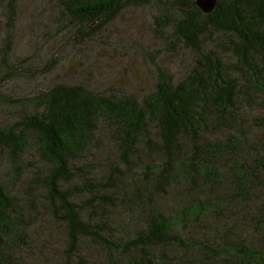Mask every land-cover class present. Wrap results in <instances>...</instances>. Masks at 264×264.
<instances>
[{"label":"trees","instance_id":"1","mask_svg":"<svg viewBox=\"0 0 264 264\" xmlns=\"http://www.w3.org/2000/svg\"><path fill=\"white\" fill-rule=\"evenodd\" d=\"M59 1L79 34L106 27L127 8L158 5L153 32L170 47L194 53L193 66L183 79L171 83L161 73L155 90L139 101L67 85L31 98L5 100L13 106L32 105V114L0 127V149L7 152L9 162L16 163L27 149L30 134L40 159L50 165L40 208L62 224L61 263L91 264L80 251L83 240L100 248L108 264H174L148 251L168 244L183 250L205 249L202 240L182 244L171 234L175 226L222 237L252 229L264 244V131L257 129L264 127V0H219L207 15L195 7L194 0ZM12 15L11 8L8 20H13ZM210 35L223 55L234 58L232 64L215 50L205 49ZM7 54L6 50L1 54V75L23 76L26 70L7 65ZM101 113L118 120L111 135L124 156L136 147L137 136L152 141L154 135L160 142L151 145L159 151L158 161L144 166V186L131 194H101L103 185L99 181L93 185L91 180L99 178L94 175H81L82 181L73 188L62 185L73 181L74 160L88 146ZM181 183L187 186L182 193L188 202L178 211H156L149 198L141 197L146 189L167 196L165 188ZM82 190L92 195L85 206L92 216L81 210V200L75 197ZM106 204L115 209L134 206L127 219L141 217L144 229L126 242L119 236L108 235L110 239L105 233L123 229L119 221L124 214L107 212ZM13 207V197L0 184V264H22L23 245L31 235L27 215ZM243 242L231 248L238 264H264V247L245 248ZM211 254L217 258L227 252Z\"/></svg>","mask_w":264,"mask_h":264},{"label":"rangeland","instance_id":"2","mask_svg":"<svg viewBox=\"0 0 264 264\" xmlns=\"http://www.w3.org/2000/svg\"><path fill=\"white\" fill-rule=\"evenodd\" d=\"M11 8L13 20L10 21ZM158 9V5L127 8L106 27L92 33L85 29L79 34L59 0H0V60L6 50L7 65L26 70L19 78L0 73V127H7L33 113L31 103L13 106L5 100L35 97L56 85L82 86L100 96L139 101L155 90L156 83L162 78L161 73L171 83L183 79L193 66L194 53L182 47H170L164 38L153 32L152 20L159 14ZM213 38L208 37L205 49L215 50L232 64L234 58L223 55L221 49L215 47ZM2 67L0 61V69ZM117 123L114 116L98 115L93 137L80 152L78 160H74L73 181H63L64 188L77 186L82 181L81 175L99 177L91 181L93 185L98 181L103 185L101 194L110 195L116 191V194L128 195L144 186V166L157 162L159 158L158 149L151 145L160 142L154 135H151L152 141H146L144 135L137 136L136 147L124 156L125 153L113 145L111 134ZM257 129L264 131V127ZM28 137L27 149L16 163L9 162L7 152L0 149V184L13 197V208L28 217L26 224L31 235L23 245L22 264H62L65 245L62 224L40 208L46 195L43 179L50 165L40 159L34 136L28 134ZM186 188L182 183L179 187L165 188L167 196L146 189L141 197L149 198L156 211L166 208L178 211L187 206L188 201L182 193ZM81 192L75 197L81 200V210L92 216V211L85 209L86 201L92 195ZM128 207L115 209L106 204L107 212L124 214L119 221L123 229L105 233L107 237L119 236L126 242L144 229L141 217L128 221L130 209L134 206ZM109 223V227H114L111 221ZM171 234L184 245L202 240L205 249L183 250L177 244H168L148 249L152 257L174 264H238L239 258L233 256L231 248L239 240L244 241L245 248L259 250L264 247L262 241L252 235V229L222 237L221 234L201 235L175 226ZM220 250L227 254L214 258L211 252ZM80 251H84L91 264H108L106 254L86 240L82 241Z\"/></svg>","mask_w":264,"mask_h":264},{"label":"water","instance_id":"3","mask_svg":"<svg viewBox=\"0 0 264 264\" xmlns=\"http://www.w3.org/2000/svg\"><path fill=\"white\" fill-rule=\"evenodd\" d=\"M219 0H194V5L203 14L207 15L211 13Z\"/></svg>","mask_w":264,"mask_h":264}]
</instances>
